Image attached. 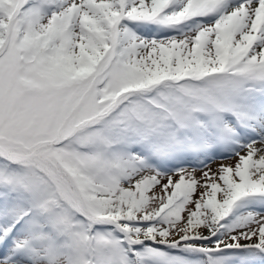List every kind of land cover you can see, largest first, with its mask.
Masks as SVG:
<instances>
[{
  "label": "snow or ice",
  "instance_id": "obj_1",
  "mask_svg": "<svg viewBox=\"0 0 264 264\" xmlns=\"http://www.w3.org/2000/svg\"><path fill=\"white\" fill-rule=\"evenodd\" d=\"M0 264H264V0H0Z\"/></svg>",
  "mask_w": 264,
  "mask_h": 264
},
{
  "label": "rangeland",
  "instance_id": "obj_2",
  "mask_svg": "<svg viewBox=\"0 0 264 264\" xmlns=\"http://www.w3.org/2000/svg\"><path fill=\"white\" fill-rule=\"evenodd\" d=\"M235 162H236V158H235V157H233V158H231V159H226V160L223 161V163H225V164H234ZM219 163H221V161L216 160V161H213V162L210 164V167L213 169V171L216 170L217 165H218ZM197 176H199V173H197Z\"/></svg>",
  "mask_w": 264,
  "mask_h": 264
}]
</instances>
